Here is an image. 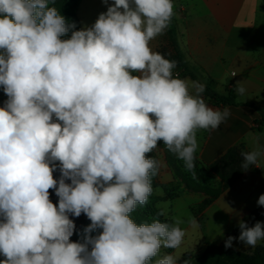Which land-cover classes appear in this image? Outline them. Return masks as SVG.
Here are the masks:
<instances>
[{
    "label": "clouds",
    "instance_id": "1",
    "mask_svg": "<svg viewBox=\"0 0 264 264\" xmlns=\"http://www.w3.org/2000/svg\"><path fill=\"white\" fill-rule=\"evenodd\" d=\"M55 3L0 0V264H153L185 230L179 217L132 218L160 172L149 154L162 143L193 170L197 132L217 129L230 111L210 107L205 86L180 78L177 62L150 46L169 28L174 0H102L107 10L80 29ZM241 157L243 170L260 167L264 148ZM81 214L90 224L73 241L70 217ZM238 227L226 249L264 240V223Z\"/></svg>",
    "mask_w": 264,
    "mask_h": 264
},
{
    "label": "crops",
    "instance_id": "2",
    "mask_svg": "<svg viewBox=\"0 0 264 264\" xmlns=\"http://www.w3.org/2000/svg\"><path fill=\"white\" fill-rule=\"evenodd\" d=\"M174 12L171 22L175 45L196 75V79H183L199 82L205 87L213 81L212 88L216 92L226 95L233 89L236 94V104L216 106L202 93L213 109L230 111L217 129L197 132L195 160L199 161L200 167L206 168L204 171L218 185L220 179L207 167L230 148L242 145V152L257 146L264 148V0H174ZM150 46L158 52L157 44ZM170 52H174V48ZM238 86L245 88L243 95L237 91ZM160 155L159 181L172 183L175 175L167 164L163 149ZM259 166L247 169L202 212L205 227L218 231L208 230L206 242L213 243L220 235L222 242L217 244H223L241 220L251 226L264 214L263 206L257 204L259 196L264 194V157L260 158ZM207 199L204 194L184 190L182 185L180 194L169 200L172 206L166 215H171L174 222L183 210L182 204L188 203L186 208L192 210Z\"/></svg>",
    "mask_w": 264,
    "mask_h": 264
},
{
    "label": "trees",
    "instance_id": "3",
    "mask_svg": "<svg viewBox=\"0 0 264 264\" xmlns=\"http://www.w3.org/2000/svg\"><path fill=\"white\" fill-rule=\"evenodd\" d=\"M63 5H67L72 2L78 3L79 0H57ZM66 20L70 23L74 22L77 26V29L81 28L79 18L77 14L73 16L70 15L64 16ZM173 23L171 22L169 28L167 29L168 36L173 45L174 52L161 53L167 59L174 60L177 62V67L174 70V73H177L180 78L190 77L196 79V75L188 66L187 61L184 56L177 50L175 45L174 38V28L172 27ZM213 81H209L208 85L205 87L204 95L208 96L214 105L216 106H227L236 104V94L233 89L228 90V93L220 94L216 92L213 88ZM7 99L3 93L2 88H0V106L3 105L4 101ZM264 118V117H263ZM162 147L166 154V159L169 166L172 168L175 177L178 179L181 185L184 186V190L191 193H200L208 197V199L199 207L200 213H202L213 201L218 199L226 190H228L233 184H235L246 172L241 167L242 157L241 152L243 146H236L230 148L218 161L211 164L207 169L220 179L218 185H206L196 177L190 175L185 166H183L180 161L177 160V157L166 150L165 146L161 143L159 145ZM154 158L153 153L149 154ZM200 167L199 161H194ZM206 170V168H202ZM157 178H153L152 187L153 189L158 186ZM165 198H158L154 196L153 192L149 197L148 203L144 206H138L136 211L132 214V218L137 223H150L152 219H159L161 222H170L166 220L162 215H158L160 211L157 209V203L159 201H164ZM194 216L197 218L198 213L193 212ZM239 227L235 229V232H239ZM234 232V233H235ZM233 236V234L231 235ZM190 255V254H188ZM185 258L183 264H264V244L256 246L249 252H242L233 248H225L224 244H211L206 245L205 250L197 256H188ZM3 257H0L2 259Z\"/></svg>",
    "mask_w": 264,
    "mask_h": 264
},
{
    "label": "rangeland",
    "instance_id": "4",
    "mask_svg": "<svg viewBox=\"0 0 264 264\" xmlns=\"http://www.w3.org/2000/svg\"><path fill=\"white\" fill-rule=\"evenodd\" d=\"M61 13V15L63 16H67L70 15L72 18L75 14H77L79 21H80V25L82 22V26L86 27V26H90L92 25L95 20L97 19L98 15L102 12H105L107 10V6L105 4L102 3V0H79L78 3L76 2H72L69 3L67 5H63L61 4V2L56 0V3L54 5ZM167 32H165V36L164 34L161 36H158L156 39H154L153 41H151V43L153 44H157L158 47V52L160 53H166V52H170V50L173 48V45L170 41V37L168 35H166ZM161 149H163L162 147L158 146V148L153 152L154 158L157 159L160 162V154H161ZM164 150V149H163ZM165 152V151H164ZM178 161H180V163L184 165V162L180 159L177 158ZM168 164V162H167ZM194 168L193 170L189 171L188 169H186V171L196 177L198 180H200L201 182H203L206 185H216L214 178L207 174L203 169H201V167H199V165H197L194 162ZM169 166V164H168ZM170 167V166H169ZM170 169L172 170V168L170 167ZM173 172V170H172ZM160 174V172H159ZM159 174H158V178H157V183L158 186L156 188L153 189V194L154 196L158 197V198H165L164 201H159L156 205H157V209L160 211V213H163V217L168 220L170 222V225L173 224V220H172V216L171 215H166V212L169 211L171 209L172 203L169 200H172L173 198L177 197L181 190H182V185L180 184V182L178 181V179L175 177L174 182L169 183V184H164V183H160L159 181ZM175 175V174H174ZM188 203L182 204V209L179 213H178V217L184 221V223H182L180 225V227L182 229L185 230V236L183 239L182 244L176 248V249H169V248H161L159 256L154 258L153 264H155V259H160L162 257H164L165 255L171 254L175 257L177 264H183L185 258L187 257L188 254L192 255V256H197L199 254H201L205 248L206 245L210 242H206V236L209 235V231L217 233L218 231L216 230V228H209L207 229L204 225V221L205 218L202 217V213H200L199 207H194L192 208V210H188L186 208V205ZM262 213H264V206L262 207ZM194 211H196L198 213V217L196 218L194 216ZM194 218L196 219V223H197V227H192L189 224L190 220H194ZM256 222H261L264 223V214L261 216H258L257 219L252 223L251 226H253ZM234 230H231L230 233L226 236L225 241L227 240V238L229 236H231L233 234L232 237H238L240 234V230L239 232H235ZM221 236L217 235L216 239H214L213 243L217 244L222 242L221 241ZM225 241L223 242V244H225ZM211 243V244H213ZM264 244V240L258 242V245ZM221 245V244H218ZM233 249H237L239 251L242 252H249L254 248L248 247L246 245H243L242 243H240L238 240H234L233 241V246L231 247ZM188 255V256H190Z\"/></svg>",
    "mask_w": 264,
    "mask_h": 264
},
{
    "label": "water",
    "instance_id": "5",
    "mask_svg": "<svg viewBox=\"0 0 264 264\" xmlns=\"http://www.w3.org/2000/svg\"><path fill=\"white\" fill-rule=\"evenodd\" d=\"M59 177H60V172H59V170H57L54 173V178L59 179ZM49 191H50V199H51V201L54 204H57L58 203V197L56 196L55 191L51 190V189ZM70 218L73 219V221H74V223L76 225L75 233L73 234L71 239L73 241H78L81 238V234L83 232V229L90 224V221L88 220V218L84 214H81V216L78 217V218L74 217V216H72ZM93 234H95V233H93Z\"/></svg>",
    "mask_w": 264,
    "mask_h": 264
}]
</instances>
